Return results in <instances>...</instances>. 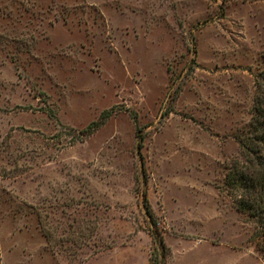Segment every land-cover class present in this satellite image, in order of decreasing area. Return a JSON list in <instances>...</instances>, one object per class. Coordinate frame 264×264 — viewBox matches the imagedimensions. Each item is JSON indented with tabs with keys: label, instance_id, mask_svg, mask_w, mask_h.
Here are the masks:
<instances>
[{
	"label": "rangeland",
	"instance_id": "374dc122",
	"mask_svg": "<svg viewBox=\"0 0 264 264\" xmlns=\"http://www.w3.org/2000/svg\"><path fill=\"white\" fill-rule=\"evenodd\" d=\"M263 93L264 0H0V264H264Z\"/></svg>",
	"mask_w": 264,
	"mask_h": 264
},
{
	"label": "trees",
	"instance_id": "16d2710c",
	"mask_svg": "<svg viewBox=\"0 0 264 264\" xmlns=\"http://www.w3.org/2000/svg\"><path fill=\"white\" fill-rule=\"evenodd\" d=\"M252 117V138L240 141V149L245 155V161L235 162L227 171L226 184L233 191H240L238 198L235 199V206L242 212L249 213L252 217L259 216L264 218V93L254 99ZM98 123H90L78 134L79 139L82 135L91 134ZM141 146V143H138ZM145 213L149 218L153 217V211L148 203L146 196L143 197ZM154 224V222H153ZM263 224V223H262ZM155 235L154 241L160 250L152 256L153 264H165L169 248L165 245L161 236Z\"/></svg>",
	"mask_w": 264,
	"mask_h": 264
}]
</instances>
